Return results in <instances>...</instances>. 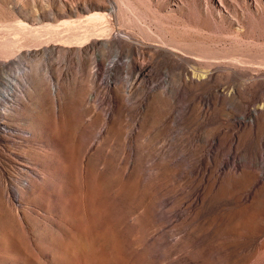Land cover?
I'll return each mask as SVG.
<instances>
[{
  "label": "rangeland",
  "instance_id": "1",
  "mask_svg": "<svg viewBox=\"0 0 264 264\" xmlns=\"http://www.w3.org/2000/svg\"><path fill=\"white\" fill-rule=\"evenodd\" d=\"M224 1L0 0V264H264V0Z\"/></svg>",
  "mask_w": 264,
  "mask_h": 264
},
{
  "label": "bare ground",
  "instance_id": "2",
  "mask_svg": "<svg viewBox=\"0 0 264 264\" xmlns=\"http://www.w3.org/2000/svg\"><path fill=\"white\" fill-rule=\"evenodd\" d=\"M173 1V0H172ZM221 1H223V3H225V1L224 0H221ZM233 1V0H232ZM246 2H248L249 4L250 3H253L255 0H245ZM235 2V1H234ZM227 5L228 6H225L226 8H231L232 9V11H234V13L236 14V15H238V14H240V8H238V6H233L232 5V3L233 2H230V0L228 1L227 0ZM236 3V2H235ZM224 5V4H223ZM226 5V4H225ZM242 8V7H241ZM111 11H115V8L114 7H111ZM218 11H219V13L221 14L222 13V8H218ZM238 17V16H237ZM22 24V23H21ZM65 24V23H64ZM91 25V24H90ZM27 26V25H26ZM20 27V26H19ZM25 30V29H24ZM104 31V30H103ZM116 59H118V54H116L115 55V58H114V60H116ZM136 69H137V71H138V75L136 76V79H139L141 76H143L144 74H145V66H143V65H137L136 66Z\"/></svg>",
  "mask_w": 264,
  "mask_h": 264
},
{
  "label": "built area",
  "instance_id": "3",
  "mask_svg": "<svg viewBox=\"0 0 264 264\" xmlns=\"http://www.w3.org/2000/svg\"><path fill=\"white\" fill-rule=\"evenodd\" d=\"M2 108H3V106H2V104H1V102H0V111H2ZM0 114H4V112H0ZM2 116V115H1Z\"/></svg>",
  "mask_w": 264,
  "mask_h": 264
}]
</instances>
